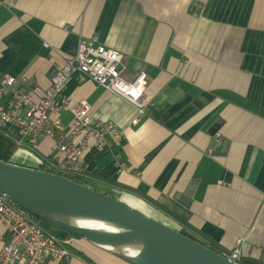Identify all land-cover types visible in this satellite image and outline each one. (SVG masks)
I'll use <instances>...</instances> for the list:
<instances>
[{
    "label": "crops",
    "instance_id": "1",
    "mask_svg": "<svg viewBox=\"0 0 264 264\" xmlns=\"http://www.w3.org/2000/svg\"><path fill=\"white\" fill-rule=\"evenodd\" d=\"M94 37L124 55L129 77L147 72L152 103L135 122L134 106L87 75L68 79L57 105L85 100L91 122L127 134L103 149L90 140L83 178L222 255L243 240L241 263L264 264V0H0V80L47 90L80 41ZM12 104L0 90V106ZM52 118L68 126L72 115ZM0 133L18 145L12 164L39 170L60 158L50 137L30 149L14 125ZM6 239L0 225V249ZM61 240L72 256L44 264H91L78 253L132 264L83 238Z\"/></svg>",
    "mask_w": 264,
    "mask_h": 264
},
{
    "label": "built area",
    "instance_id": "2",
    "mask_svg": "<svg viewBox=\"0 0 264 264\" xmlns=\"http://www.w3.org/2000/svg\"><path fill=\"white\" fill-rule=\"evenodd\" d=\"M124 60L123 54L102 45L94 37L80 41L76 55L67 59L47 90L36 87L31 93L24 86L25 79L18 81L12 76L3 77L0 80L1 93L10 96L13 104L11 107L0 106V129L5 124L14 125L22 135V145L30 149L46 137L54 139L60 158H55L50 168L67 178L84 177L87 173L85 153L90 140H94L100 149L106 147L109 138L121 145L124 132L113 122H91L92 107L87 101L70 106L63 100L57 105L56 98L68 79L81 72L107 91L135 105L143 114L152 103L143 96L148 75L141 71L136 78L129 77ZM32 94L38 97L37 101ZM61 109L69 110L72 115L68 126L60 119L52 118V114ZM0 225L5 228L7 236L0 249V264H44L48 259L68 261L72 256L67 244L44 230L33 217L1 194ZM242 243L243 240L239 241V247L226 256L230 261L241 263Z\"/></svg>",
    "mask_w": 264,
    "mask_h": 264
},
{
    "label": "water",
    "instance_id": "3",
    "mask_svg": "<svg viewBox=\"0 0 264 264\" xmlns=\"http://www.w3.org/2000/svg\"><path fill=\"white\" fill-rule=\"evenodd\" d=\"M0 194L51 227L83 238L132 264H243L230 261L205 244L67 177L0 160ZM77 218L101 222L112 231L84 229L60 221ZM146 246L137 259L107 246Z\"/></svg>",
    "mask_w": 264,
    "mask_h": 264
},
{
    "label": "bare ground",
    "instance_id": "4",
    "mask_svg": "<svg viewBox=\"0 0 264 264\" xmlns=\"http://www.w3.org/2000/svg\"><path fill=\"white\" fill-rule=\"evenodd\" d=\"M109 48V47H108ZM114 51H117L119 53H121L120 51L116 50V49H113V48H110ZM122 54V53H121ZM124 63H125V60H124ZM126 64V63H125ZM145 72L144 70H140L138 72ZM137 72V73H138ZM135 73V75L137 74ZM147 73V72H145ZM134 75V76H135ZM148 75V74H147ZM137 76V75H136ZM135 76V78H136ZM134 78V79H135ZM149 84H150V80H149V76H148V81L145 85H143V96L150 102H152V99L150 97V95L148 94V88H149ZM110 92V91H109ZM111 93V92H110ZM122 99V98H121ZM124 100V99H123ZM125 101V100H124ZM129 103V102H127ZM131 104V103H129ZM132 106L135 107V109L137 110V113H138V121L141 119V117L143 115H145L148 107L150 106V104L148 105V107L145 109V112L143 114H141L139 112V109L131 104ZM105 122H109V121H105ZM112 123V122H111ZM119 128H121L124 132V139H123V142H125L126 140V130L123 129L122 127L118 126ZM110 142V138L108 139L107 141V144ZM106 144V146H107ZM125 202L127 203V205H129L130 207L136 209L137 211L141 212V213H144L146 215H151V216H154V214L152 212H150L144 204L136 201V200H133L131 198H128V197H125L124 198ZM156 216V215H155ZM160 221H164L162 218L158 217ZM60 221H63L65 223H68V224H71V225H75L77 227H81V228H84V229H90V230H98V231H112L113 228H111V226L109 225H106V224H103L101 222H95V221H91V220H85V219H77V218H63V219H59ZM165 222V221H164ZM56 237V236H55ZM59 239V238H58ZM61 240V239H59ZM62 242H64L65 244L69 245L68 242L66 241H63L61 240ZM106 248H108L110 251L114 252V253H117V254H123V255H127L129 257H132V258H139L146 250V246H143V245H133V246H107ZM71 250V249H70ZM72 252V250H71Z\"/></svg>",
    "mask_w": 264,
    "mask_h": 264
},
{
    "label": "trees",
    "instance_id": "5",
    "mask_svg": "<svg viewBox=\"0 0 264 264\" xmlns=\"http://www.w3.org/2000/svg\"><path fill=\"white\" fill-rule=\"evenodd\" d=\"M18 149V145L16 143H14L12 140L8 139L7 137H5L3 134L0 133V160L2 161H6V162H9L10 158L13 156V154L16 152V150ZM39 170H42V171H45V172H50V173H53V174H56V172L51 169L49 166H47L46 164H43ZM69 179L83 185V186H86L92 190H95L97 192H99L91 183H89V181L83 177H69ZM103 194H107V195H110V196H113L115 198H119L117 195H115L114 193L113 194H109L107 192H101ZM33 219L35 221H37L38 223H41L42 221L36 219L33 217ZM181 234L187 236L188 238H191L192 240H195L199 243H202L201 241H199L198 239H196L194 236L190 235L188 232L184 231V230H181L180 231ZM204 244V243H202ZM67 247H69V249L72 250V248L67 245ZM80 256H82L83 258H85L88 262H90L91 264H95L93 261L89 260L87 257H85L83 254L81 253H78ZM246 264V263H244Z\"/></svg>",
    "mask_w": 264,
    "mask_h": 264
},
{
    "label": "rangeland",
    "instance_id": "6",
    "mask_svg": "<svg viewBox=\"0 0 264 264\" xmlns=\"http://www.w3.org/2000/svg\"><path fill=\"white\" fill-rule=\"evenodd\" d=\"M39 225L44 229L46 230L48 233L56 236L57 238L59 239H64L65 237H68V236H72L70 234H68L67 232L63 231V230H58V229H55L53 227H51L50 225H47L46 223H39ZM82 239V238H81Z\"/></svg>",
    "mask_w": 264,
    "mask_h": 264
}]
</instances>
